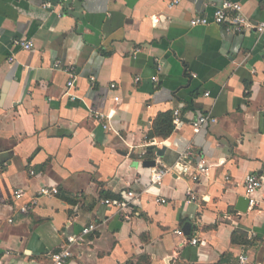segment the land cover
Listing matches in <instances>:
<instances>
[{
	"label": "crops",
	"instance_id": "0c3cea01",
	"mask_svg": "<svg viewBox=\"0 0 264 264\" xmlns=\"http://www.w3.org/2000/svg\"><path fill=\"white\" fill-rule=\"evenodd\" d=\"M224 1L0 0L1 263L54 264L67 237L96 222L64 264H264V182L260 205L240 211L246 176L264 179V34L190 23ZM234 1L264 21V0ZM65 67L77 73L69 90ZM177 109L170 137L148 138L157 115ZM202 114L216 122L196 130ZM187 151L208 175L175 167ZM152 159L173 167L160 184ZM42 186L60 195L21 214ZM130 190L131 219L103 202Z\"/></svg>",
	"mask_w": 264,
	"mask_h": 264
},
{
	"label": "built area",
	"instance_id": "2783aa9c",
	"mask_svg": "<svg viewBox=\"0 0 264 264\" xmlns=\"http://www.w3.org/2000/svg\"><path fill=\"white\" fill-rule=\"evenodd\" d=\"M181 0H168V5L170 7H174L178 5ZM216 23L219 25H224L227 30L233 32L242 33L246 30L254 29L256 32L260 34H264V21H260L258 23L252 22L243 12V7L240 2L234 0H225L221 5L217 6L214 10L212 17L207 16H195L191 18L190 23L192 25H208L210 23ZM14 45L19 46L20 48L31 50L34 47V42L32 40H26L24 38H17L14 40ZM14 57L10 58V61H14ZM56 67H64V65L60 62H56ZM69 76L70 79L68 81V90L75 85L77 73L74 68L72 67H65L64 68ZM161 69V68H159ZM94 79V77H92ZM154 82H158L159 76L155 74L151 77ZM141 77L136 78V82H139ZM112 87H115L116 84H112ZM117 101L121 100L118 96L115 98ZM94 118L101 123L103 128L107 129L109 127L108 124V117L109 115L105 114L101 111H94L93 114ZM181 122V114L180 111L177 109L174 111V123L175 125ZM216 122V119L208 114H202L198 116L192 123L194 129L200 130L201 128L205 127L209 123ZM189 152H184L179 157L178 163L175 167L181 169L184 173L191 176L194 180H200L202 176L208 175L210 172L209 166L202 158H198L197 160H190L189 159ZM3 163L0 157V164ZM173 169L172 166H168L166 164L160 163L156 164L152 167V183L160 184L162 182L163 177L171 172ZM34 174V170L31 171ZM264 179L254 173H250L245 178V188L246 194L250 200V207H255L260 205L258 199L255 197L256 193L262 188ZM14 195L17 199L22 198L25 195V191L23 189H16L14 191ZM60 195V190L57 186H42L39 191L31 196L30 200L23 204L19 212L21 214H28L30 210L38 203V200L43 196H58ZM137 194L133 191H127L126 197L127 198H105L103 200L104 204L109 206L110 208H116L118 211L122 212L123 216L126 219H131L134 212L133 201L137 198ZM264 202V196H263ZM159 202L165 203L167 200L165 198H159ZM12 221V219H10ZM98 228L96 222H91L83 227L82 231L78 235H71L67 237L65 244L62 248L56 252L51 254V259L53 260L54 264H64L66 260L71 257V245L83 239L85 235H88L95 231ZM192 244H201L204 245L205 242L203 240H199L198 238L194 237L191 239ZM241 263H247V257L245 255L241 256ZM0 264H3L0 262Z\"/></svg>",
	"mask_w": 264,
	"mask_h": 264
},
{
	"label": "trees",
	"instance_id": "16d2710c",
	"mask_svg": "<svg viewBox=\"0 0 264 264\" xmlns=\"http://www.w3.org/2000/svg\"><path fill=\"white\" fill-rule=\"evenodd\" d=\"M175 126L174 112H162L158 114L154 120L152 130L150 131L148 138L153 139L154 137H159L167 139L173 133Z\"/></svg>",
	"mask_w": 264,
	"mask_h": 264
},
{
	"label": "water",
	"instance_id": "95a60500",
	"mask_svg": "<svg viewBox=\"0 0 264 264\" xmlns=\"http://www.w3.org/2000/svg\"><path fill=\"white\" fill-rule=\"evenodd\" d=\"M164 151H165V147L160 148V149L157 151L156 155H157L158 157H163V156H164ZM144 165H145V166H148V167H154V166L156 165V160H155V159H152V160H146V161L144 162ZM240 203H241V205H242L241 208H240V211L245 212V211L248 209V206H249L250 200H249V198H247V197H241V199H240Z\"/></svg>",
	"mask_w": 264,
	"mask_h": 264
}]
</instances>
